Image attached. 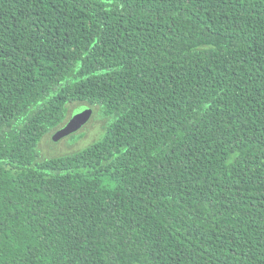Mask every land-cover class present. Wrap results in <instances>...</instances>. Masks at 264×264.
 I'll return each instance as SVG.
<instances>
[{
    "label": "trees",
    "instance_id": "trees-1",
    "mask_svg": "<svg viewBox=\"0 0 264 264\" xmlns=\"http://www.w3.org/2000/svg\"><path fill=\"white\" fill-rule=\"evenodd\" d=\"M0 264H264V0H0Z\"/></svg>",
    "mask_w": 264,
    "mask_h": 264
},
{
    "label": "rangeland",
    "instance_id": "rangeland-1",
    "mask_svg": "<svg viewBox=\"0 0 264 264\" xmlns=\"http://www.w3.org/2000/svg\"><path fill=\"white\" fill-rule=\"evenodd\" d=\"M78 106L80 107V105L75 103L70 104L63 124L40 140L38 145L39 160L72 154L87 147L102 136V121L98 117L96 107H93L90 119L79 130L73 132L64 131L65 125L70 121L72 115H74L72 114L73 111Z\"/></svg>",
    "mask_w": 264,
    "mask_h": 264
},
{
    "label": "water",
    "instance_id": "water-1",
    "mask_svg": "<svg viewBox=\"0 0 264 264\" xmlns=\"http://www.w3.org/2000/svg\"><path fill=\"white\" fill-rule=\"evenodd\" d=\"M76 111V113H75ZM73 111L70 121L65 125L64 131L73 132L79 130L91 117L92 109L86 105H80Z\"/></svg>",
    "mask_w": 264,
    "mask_h": 264
}]
</instances>
